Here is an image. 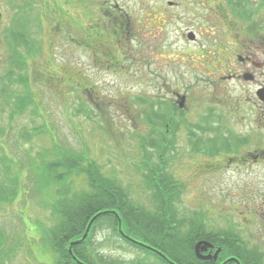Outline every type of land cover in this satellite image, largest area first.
<instances>
[{
	"label": "rangeland",
	"instance_id": "374dc122",
	"mask_svg": "<svg viewBox=\"0 0 264 264\" xmlns=\"http://www.w3.org/2000/svg\"><path fill=\"white\" fill-rule=\"evenodd\" d=\"M54 1L0 0V189L16 197L10 196L3 206L0 202V264H54L56 256L42 242L47 227L56 222L50 182L61 189L70 185V192L78 193L88 186L85 177L74 172L62 181L48 177L61 168L47 161L62 152V146L79 155L78 167L96 163L132 205L149 215L157 205L148 167L159 169L154 179L174 192L169 209L177 211L181 237L199 227L203 237L220 234L218 245L228 235L235 238V247L239 242L261 254L264 264V161H239L245 152H264V102L254 96L264 77L254 82L226 78L239 66L235 53L256 51L263 61L264 0H236L249 7L253 19L238 14L239 25L224 31H216V26L213 31L205 20H210L211 0H63L71 19L64 20L62 33L50 30L47 18L42 17V24L26 18L39 16L44 5ZM92 28L107 30L108 36L112 28L118 40L114 43L113 36L103 45L95 42L91 52L80 48L84 32ZM132 29L141 31L131 38ZM190 32L196 40L188 39ZM218 35L225 38L224 46L229 40L234 52L223 57L225 47L214 50L215 70L194 51ZM24 59L22 67L14 65ZM42 71L57 75L58 81H40ZM91 83L95 93L79 90L80 84ZM22 94L29 98L28 105L21 103V113L11 120L8 111L16 106L6 105L7 96ZM183 94L186 109L177 104ZM247 95L251 99L239 101ZM173 99L175 106L170 107ZM172 111L178 120L168 123L165 117ZM167 123L165 150L158 156L157 131L165 130ZM105 224L96 228L93 250L123 264H159ZM119 226L124 223L119 221Z\"/></svg>",
	"mask_w": 264,
	"mask_h": 264
},
{
	"label": "trees",
	"instance_id": "16d2710c",
	"mask_svg": "<svg viewBox=\"0 0 264 264\" xmlns=\"http://www.w3.org/2000/svg\"><path fill=\"white\" fill-rule=\"evenodd\" d=\"M45 10H47L48 18L55 19V27L50 26V30L52 31H61L67 25V23L64 25V20L67 18V22H69L71 19L65 3L62 1H58L53 5H46ZM82 27L87 28L85 25H82ZM84 33L86 34L83 37V42L87 46L93 47L95 42L98 44L102 43L96 41L99 39L96 37L95 30L89 29ZM12 72H9L10 76ZM42 75L45 77L43 78L44 80L49 78L57 79V75L48 74L49 77H47L44 71ZM145 102L148 103L149 101ZM147 106L151 109L149 111L152 112L153 109L149 104ZM157 135L161 137L162 133L157 131ZM155 143L159 144V141ZM159 147L162 148L159 151L162 153L165 150V145ZM62 149V152L47 161V165L50 167L52 165L61 167L59 171L54 172L48 177L54 181H62L66 180L74 172L76 176L83 175L88 186L85 190L78 193L70 192V185L68 189L66 187L61 189L62 187H58L56 183L50 182L51 186L49 187L55 195L51 213L56 222L49 228L47 227L42 237V242L57 255L54 264H123L109 255L93 250L92 238L96 228L105 227V223L110 225L113 230H118L116 232L118 237H122L126 244L135 249L150 251L149 248H145L142 244L124 237L122 232L137 241L161 249L176 264H213L212 261L197 259L192 252L195 239L198 234L201 235L198 229L191 230V234L186 238L184 236L181 237L177 211L171 212L169 209L173 204L170 202L169 197L173 196L174 192L161 188L163 185L157 183L154 179L159 169H149L151 172L150 180H152L151 184L153 186L151 189L153 204L157 205L156 211L149 215L141 208L132 205L122 187L114 179L99 172L100 170L96 168V163L88 162L86 165L78 167L77 159H79V155L68 148L64 149L63 146ZM61 157L62 159H60ZM59 161H64V164ZM10 195L11 192L5 189V187L0 189V200L7 201ZM166 197L169 198L168 201H166ZM96 214L98 215L95 217L86 236L82 238L90 219ZM119 221L121 224L124 223V226H119ZM137 225L138 229L134 231L133 228ZM205 237L212 240L220 239L217 238L220 237L219 234L215 239L211 238V236ZM234 239L228 235L221 237L220 243L223 245V252L222 254L220 253L221 258L225 259L230 256H236L242 261V264H261L260 257L262 256L251 254L247 249L245 250L239 246V244L235 247L234 245L237 242ZM0 242H2V236H0ZM69 249L72 253L69 252ZM85 250L89 251L86 252ZM163 262L166 264L165 261ZM228 264L235 263L229 262Z\"/></svg>",
	"mask_w": 264,
	"mask_h": 264
},
{
	"label": "flooded vegetation",
	"instance_id": "af4514ba",
	"mask_svg": "<svg viewBox=\"0 0 264 264\" xmlns=\"http://www.w3.org/2000/svg\"><path fill=\"white\" fill-rule=\"evenodd\" d=\"M220 0H211L209 2H207L208 4H213V6H210V20L208 18V21L211 22L212 26H216L218 27L216 29V31L222 30L224 31L226 28H231L233 27V23L229 21V19L227 18L226 15V11H225V7L222 4V2L220 3ZM142 27V25H141ZM151 27H154L153 24L148 25V28L150 29ZM133 30V29H132ZM131 30V31H132ZM213 35V32H212ZM211 35V36H212ZM208 36V37H211ZM219 38H213L211 39V41L207 44H204L202 46L201 49L197 50V53L202 57L203 61L208 64L210 66V69H216L212 62V52H214V50H218L220 48V46L223 43V39L224 37L222 35H218ZM233 37L235 39L238 40L237 38V34H234ZM233 43V42H232ZM240 46H243V43H239ZM233 46L236 47L238 46L236 43H233ZM227 47L225 46L224 49H226ZM224 49L221 51V54L224 53ZM232 51V50H230ZM234 52V51H232ZM231 53V52H230ZM264 54V52H263ZM231 55V54H230ZM226 64L228 65L229 60L226 58L224 59ZM235 62H237L239 64L238 68H234L232 69V72L229 73L226 78L228 79H232V78H236V79H243V80H247L248 82H254L257 81L259 77L263 76L264 77V57H263V61H261L258 57V53L252 52V53H247L245 56H241L239 53H235V58H234ZM219 78H224L222 75H219ZM259 88H264V84H260ZM259 91L256 90L254 96L256 95V97L258 98ZM183 99V106L187 108L188 107V102L186 99V96H182ZM264 102V101H262ZM245 157L241 158L240 160H247L246 157H249L250 160H258V159H264V152L263 153H256V152H249V153H245L244 155Z\"/></svg>",
	"mask_w": 264,
	"mask_h": 264
},
{
	"label": "water",
	"instance_id": "95a60500",
	"mask_svg": "<svg viewBox=\"0 0 264 264\" xmlns=\"http://www.w3.org/2000/svg\"><path fill=\"white\" fill-rule=\"evenodd\" d=\"M208 247H212L210 243H208L207 241H198L195 246H194V251H195V254L202 258V259H209L211 256L210 255H200V251H205L207 250ZM217 252L218 250L213 254V258H216V255H217Z\"/></svg>",
	"mask_w": 264,
	"mask_h": 264
}]
</instances>
